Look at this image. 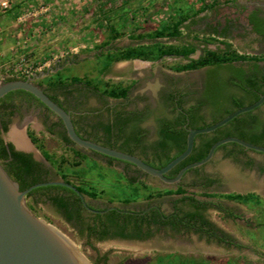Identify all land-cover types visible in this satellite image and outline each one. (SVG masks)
I'll return each instance as SVG.
<instances>
[{"label":"rangeland","instance_id":"1","mask_svg":"<svg viewBox=\"0 0 264 264\" xmlns=\"http://www.w3.org/2000/svg\"><path fill=\"white\" fill-rule=\"evenodd\" d=\"M212 1L204 2L209 5ZM9 2L10 11H15L11 22L15 33L9 34L0 30V61L10 63L21 55L31 56L37 67L34 73L49 70L47 75L34 81L43 87L51 81L70 83L73 78H78L80 83L73 84L66 90H60L58 94L63 97L68 96L70 99L74 98L82 110L99 109L107 101L110 104L124 101L123 98L112 97L103 100L99 92L106 89L118 90L124 87L130 89L136 84L149 85L156 80L176 84L178 87L193 83L202 70L200 68L176 70L178 65L187 62L179 56L164 55L160 59L149 60L140 58L116 60L114 57L127 47L144 51H165L169 47L193 44L196 50L189 55L191 59L202 56L204 47L209 50L224 49L226 44L234 47V43L229 39L213 38L201 33L203 25L211 24L214 20L228 21L233 17L238 19L239 15H243L251 8L250 5L246 6L244 0H214V7L198 15L202 18L200 21L190 25L189 28H180L182 35L179 38H154L152 34L155 29L170 27L179 14L192 13L201 5L200 1L9 0ZM110 27L116 31L113 40L109 39ZM90 86H95L98 92ZM99 118L107 120L109 115L103 113ZM85 120L94 121V117H85ZM79 121L80 119L76 118L78 124ZM51 141L44 135L40 142L34 140L36 144L34 147L37 151L46 152L52 160H56L59 163V170L67 174V180L71 184L88 183L92 190L97 192L103 190L107 194L129 191L127 179L121 175L119 165L107 166L103 159H94L92 152L78 149L85 158L94 159L102 168L97 167L91 160L79 159L59 142L53 140L51 143ZM221 152L222 150L218 151L217 156L221 155ZM249 158L257 163L262 161L258 154L248 152L246 157L238 158L242 160L241 162L229 159L222 162L224 167L235 170V175L241 172L242 175L239 174V177L231 181L243 182L244 187H247L250 179L259 180L256 172L246 170L244 163L245 159ZM54 170L59 176L56 167ZM201 171L213 172L214 169L211 165H205ZM181 184L187 195H192L201 201L218 203L240 215L236 219L228 217L225 212L214 206L206 212V218L239 242L240 248L207 242L193 234L165 238L161 231H155L152 237L142 241H125L116 238L96 241L94 238L87 239L86 233L80 232L78 224L66 221L50 202L41 197L40 193L26 197L25 203L35 216L70 240L88 264H159L160 258L173 253L196 259L227 257L241 259L243 256L247 261L261 262L264 258V195L262 193L258 204L247 200H227L219 196L221 194L218 192L224 191L219 184L204 188L191 173L184 177ZM132 186L141 194L137 200H134L136 203L133 205L138 204L140 207L157 203L169 211L172 204L180 198V194L154 196L151 199L142 198L149 191L156 193L176 188L175 184H165L157 179L136 181ZM245 189L235 190L244 195ZM248 189L252 192L259 191L256 184L254 188L248 187ZM204 192L215 193L218 196L208 197ZM105 193L98 195L94 203L118 202ZM87 200L91 201L88 198ZM177 206L183 205L178 203ZM185 207L187 208V206L183 208Z\"/></svg>","mask_w":264,"mask_h":264},{"label":"flooded vegetation","instance_id":"2","mask_svg":"<svg viewBox=\"0 0 264 264\" xmlns=\"http://www.w3.org/2000/svg\"><path fill=\"white\" fill-rule=\"evenodd\" d=\"M246 2V6L250 5L251 8L248 9L243 15H239L238 19L235 17L229 19L228 21H212V25L216 26L218 32L222 30L225 26L229 25V32L227 34V39L231 40L234 43V49L238 51V53L242 55H249V56H264V1H248ZM254 25L262 26L263 34H257L254 31ZM208 27L207 24L203 25L202 29H206ZM222 38V37H217ZM240 51H239V50ZM244 67H247L250 63L246 61H240ZM259 68L262 69V76H264V61H257ZM238 64V63H237ZM202 71L200 75L197 76V79L186 86L178 87L176 84L168 83L165 81H153L149 85H135V87H131L126 97L123 98L124 101L116 102L114 104L108 103V101L99 109H85L82 110L80 106L77 105V102L74 98H69L68 96L63 97L62 95L58 94L59 89L50 90L47 86L41 87L45 94L49 97L56 98L59 106H61L64 110L70 113L71 120L76 132L83 138L95 141L99 144H107L108 146L122 151H132L133 155L137 156L144 162H152L156 157H158V150L153 148V145L158 141V127L159 123L166 122L171 125L179 127V122L181 119V115L186 114L185 110L189 109L190 106H195L196 108L191 112V119L197 121L194 125L196 128H200L204 124L210 122L212 117V112L208 109L206 103L200 104L205 101V92L208 88L207 84L211 77L208 76L207 71L209 67H202L200 68ZM248 76V75H247ZM246 77V76H245ZM260 75H257L258 78V85L256 88H250L251 94L247 93L245 90L240 88L239 86L233 85L231 83V79L235 78L230 75L220 76V81L226 82L229 85L230 94L228 97H236L239 99H246L248 96H258L260 97L261 94L264 93V79L260 78ZM20 79V78H15ZM14 79H5L1 81V83L10 81ZM0 83V84H1ZM35 83V82H34ZM39 85V84H37ZM103 97V100H108L109 97L100 95ZM171 97V98H170ZM50 98V97H49ZM257 98V99H258ZM256 99V100H257ZM254 100L253 102H255ZM180 102V106H178ZM244 106L252 104L253 102L247 104V101H244ZM177 106V107H176ZM176 107V109H175ZM114 112L120 113L119 117L121 120L124 121L122 123V133L124 136H135L137 134L140 135V139L138 142L135 140H130L127 143L123 144V139L116 140L113 135H110L108 140L102 138V131L99 124H107L112 125L116 119L114 116ZM103 113H107L109 118L106 120L100 119L99 116ZM245 112L239 116H237V120L234 123V127L249 130L252 128L253 125H258V132L264 129V102L258 106L257 108L249 111V114ZM245 116V117H244ZM85 117H94V121H86ZM76 118H79V124L76 122ZM187 119V118H186ZM231 124V123H230ZM230 124H226L222 126V128L230 127ZM181 127L189 130L193 129L188 125L186 120L185 123L181 124ZM13 130H19L18 132H24L25 139L28 143L33 145V149H18L15 144L14 140L11 137V133ZM48 136L50 140H55L57 143L59 142L61 146L66 148H74V149H81L74 145L72 142H66L65 137H67L66 132L64 130L63 124L61 120L53 114L50 110H48L44 105H42L36 98L31 97L27 94H23L18 92L17 90L8 92L3 97L0 98V139L2 140L5 148L8 150V144H11L14 151L22 152L31 156L32 160L37 162L38 164V171L40 172L41 178L46 180L44 182H52V181H61V176L56 174V171L52 167L50 161H48L44 155H42V151L40 152L35 149L36 146L34 142V138L37 141H41L42 136ZM207 136L204 138H195V147L197 148L199 144L206 141L207 138H210L213 135V132L207 133ZM68 138V137H67ZM69 139V138H68ZM51 141V143H52ZM26 142V141H25ZM29 145V144H28ZM31 146V145H30ZM262 146V145H259ZM264 147V146H263ZM231 146L226 148H217L213 157L208 161L206 164L190 169L184 173L181 180L177 185H182L181 182L185 176L188 174H192L195 176V179L199 181L200 185L204 188H208L212 185L219 184L221 189L224 191H220V194H230V193H237L235 189H245V194L247 193H255L256 195L261 197V194L264 195V154L259 152H254L244 148V152H238L235 150L233 153H229L228 150ZM84 150V149H82ZM221 155L217 156L218 151H221ZM90 151V150H88ZM40 152V153H39ZM94 155L92 156L94 159H103L104 163H107V166H118L120 168L121 175L124 178H134L136 181H143L146 179H157L151 177L144 172L140 171L139 169L135 168L133 165L121 162L101 154H96V152L90 151ZM248 152H253L259 155L261 158V162L257 163L253 159H245V166L246 170L256 172L257 176L259 177L258 181H253L250 179V183L248 181L247 187H244L243 182L231 181L235 177H239L238 175H242L241 172L236 173L233 169H228L227 167L223 166V161L225 159H229L232 161H239L242 160L238 159L241 157H246ZM2 164V163H1ZM148 164V163H147ZM205 165L213 166L214 171L210 172H202L201 168ZM3 166V165H2ZM178 173V172H177ZM176 173V174H177ZM175 174V175H176ZM173 175V177L175 176ZM245 176V175H244ZM247 178H249L247 176ZM260 178L262 181H260ZM158 180V179H157ZM252 180V181H251ZM160 181V180H159ZM257 182V183H256ZM65 183H68L75 188L80 186L79 184H71L69 180ZM221 183V184H220ZM253 183V184H252ZM257 185L259 191H250L248 187H255ZM50 186V185H46ZM62 186V185H58ZM65 187V186H64ZM67 188V187H66ZM69 189V188H68ZM235 190V191H234ZM52 193H56L55 190H51ZM62 193L66 195V192L62 190L58 191V193ZM211 193V192H206ZM212 194V193H211ZM215 194V193H213ZM239 194V193H238ZM243 194V193H240ZM77 196L79 197L80 202H82L83 207L85 208L86 212H81L82 216H93L95 214H105L110 211H117L118 214L122 215H130V216H137L141 217L143 215L150 216L154 213L152 210L154 209L158 214L161 216H170L175 214L177 211L178 206L172 204L169 211H166L161 205L157 203H150L147 206H138V204L133 205L136 203L129 202V203H122L118 202H104L103 204L94 203L97 197L91 198L86 195L78 193ZM31 197V196H26ZM45 200L50 202L47 198V195H41ZM87 197L89 200L88 201ZM36 199V198H35ZM51 203V202H50ZM52 204V203H51ZM32 205V204H31ZM53 205V204H52ZM55 208V207H54ZM211 209V207L204 208L200 210V214L206 218V212ZM236 214V213H234ZM238 215V214H237ZM152 217V216H150ZM215 228L219 231L224 232L227 234L223 229L218 227L215 223H213L210 219H208ZM69 222L78 224L77 221L71 220ZM132 223H135V220H132ZM141 234L146 232V227H142L140 229ZM150 236H143V237H120L115 236L113 234V229L110 230L109 235L104 238H116L119 240L125 241H142L145 239H149L152 237L155 231H161L165 238L173 237L180 235L174 229L171 228L170 225L158 226L154 223L149 225ZM131 232L130 230H125L123 233L126 235L127 233ZM188 234H193L203 240L206 241L205 237H200L195 232H189ZM229 235V234H228ZM232 237L231 235H229ZM233 238V237H232ZM102 239V240H104ZM96 240V241H102ZM209 242H214L218 244V241L210 240Z\"/></svg>","mask_w":264,"mask_h":264},{"label":"trees","instance_id":"3","mask_svg":"<svg viewBox=\"0 0 264 264\" xmlns=\"http://www.w3.org/2000/svg\"><path fill=\"white\" fill-rule=\"evenodd\" d=\"M201 5L197 7L192 13L182 12L179 14L174 21V23L170 27H162L160 29H155L152 36L154 38L160 37H174L179 38L182 35V31L180 28H189L190 25L197 23L202 18L198 17V15L206 10L215 6L214 0L212 3L205 4V0H199ZM181 11V10H180ZM254 31L257 34H263L262 26L254 25ZM229 32V25L222 28L220 32L216 26L212 24H208L206 29H202L201 33L209 35L210 37L217 38L222 37L227 39V34ZM114 33H116L113 27H110V38L111 40L114 39ZM214 40V39H213ZM224 49L219 50H209L204 47L202 50L204 54L199 56L196 59L189 58V55L192 54L196 50V46L193 44H183L177 47H169L167 50H148L144 51L139 48L135 47H127L114 57L116 60H128L133 58H140L144 60L149 59H160L164 55L170 56H179L182 59H186L187 62L184 64H180L176 67L178 71L184 70H195L202 67H209L207 74L211 79L207 84L208 88L205 92V101L200 103H206L208 109L213 113L211 120L209 123L204 124L201 127L209 126L218 120L222 119L224 116L228 115L232 111L244 106V101L249 104L256 100L258 96H248L246 99H239L236 97H228L230 94L229 85L226 84L224 81H220V76L230 75L235 77L231 79V83L233 85L239 86L246 92L248 91L251 94L250 88H256L258 85V78L257 75H260L261 79H264L262 76V69L259 68L257 61H264V56H249V55H242L238 53L236 49H234L230 44L224 45ZM246 61L250 63L247 67L242 65V62ZM238 63V64H237ZM248 75V76H247ZM246 76V77H245ZM80 83L78 78H73L70 83H65L63 81H51L48 83L47 87L50 90L59 89V90H66L71 87L73 84ZM93 90L96 91L95 86H91ZM257 89V88H256ZM129 90V87H124L120 89L111 88L106 89L101 92V95L112 97V98H125L126 94ZM20 93L27 94L33 97L28 92L17 90ZM247 92V93H248ZM248 93V94H249ZM54 102L58 105V101L56 98L49 96ZM171 98V97H170ZM180 106V102L178 104ZM177 107V106H176ZM175 107V109H176ZM195 106H190L189 109L185 110L186 114L181 115V119L179 122V127L171 125L169 123L161 122L159 123L158 127V141L153 145L155 150H158V157H156L152 162H146L149 165L161 168L170 162L173 158L179 155L186 146V129L181 127V124L185 123L186 120L188 125L191 128H196L194 125L197 121L191 119V112L195 109ZM116 116L118 121H115L112 125L107 124H99L98 126L101 127L102 131V138L106 141L113 135L116 140L123 139V144L127 143L130 140H135L136 142L139 141L140 135L137 134L135 136H124L122 133V123L123 120L120 119V113H113ZM246 114H249L246 113ZM245 117V116H244ZM187 118V119H186ZM238 118L235 117L232 119L228 124L230 127L227 128H218L213 131V135L210 138H207L206 141L202 142L192 149V152L186 157L183 161H181L178 165H176L171 171H169L166 176L173 177L182 167L185 165L198 161L205 157L207 154L210 146L222 139L224 137L234 136L238 137L244 141L255 145H262L264 146V129L258 132V125L255 124L249 130H243L237 127H234V123ZM207 136L206 134H199L195 138H204ZM36 140V138H34ZM65 141L71 143V141L65 137ZM94 141V140H93ZM96 141V140H95ZM94 141V142H95ZM104 146L110 147L107 144ZM231 146L228 152L231 154L235 150L238 152H244V148L236 143H226L221 145L219 148H226ZM112 148V147H110ZM75 156L79 157V159L91 160L94 165L97 167L99 164L94 159H87L85 158L84 154L81 153L78 149L68 148ZM122 151V150H121ZM125 152V151H123ZM126 153L132 154V151H127ZM97 154V153H96ZM44 157L50 161L53 168L56 167V170L60 173L62 180L67 182V174L59 170V163L56 160H52L51 157L46 153L43 152ZM63 159V157H61ZM0 162L2 163L6 172L18 183L20 190L26 189L33 184L41 183L46 180L41 178L40 172L38 171V164L34 160H32L31 156L22 152L14 151L11 144H8V150L5 148L2 140L0 139ZM129 164V163H128ZM58 166V169H57ZM102 168V167H101ZM129 191L113 194H107L103 190L94 191L92 187L87 183H82L80 186L76 187L78 193L86 195L88 197L94 198L98 197L101 194L110 195L112 200H117L122 203H129L131 201L137 200L141 195L138 192V189L133 187L132 185L135 183L134 178H127ZM143 183V182H142ZM51 190H55L56 193H52ZM62 190L66 192V195H63L61 192L58 191ZM40 193L41 195H47V198L53 204L55 209L64 217L66 221L75 220L77 221L78 225L80 226L81 233L85 232L87 239L94 238L95 240H102L109 235L110 230L113 229V234L115 236L120 237H143V236H150L149 225L154 223L161 228V226L170 225L172 229H174L179 234H188L189 232H195L200 237H205L206 241L209 242L210 240L218 241L219 243H223L225 246L236 247L240 248L241 244L237 242L234 238L230 237L228 234H225L222 231H219L215 226L209 222L208 219H204V217L200 214V210L204 208H208L214 206L218 208L220 211L225 212L228 217L232 218H239L240 215L234 214L230 209L226 207L215 204L210 201H201L196 199L192 195H187L185 189L182 185H177L174 190L166 189L162 191H157L156 193L148 192L142 198L151 199L152 197H161L163 195H171V194H180V198L176 200L175 205L177 206L178 203H181L183 206H178L177 211L175 214L170 216H161L158 214L154 209L150 216L143 215L141 217L137 216H130V215H122L118 214L117 211L113 210L103 215L95 214L93 216H82L83 212H86L85 208L80 202L79 197L77 196L78 193L75 191L68 189L64 186L58 185H50V186H41L37 188H33L26 196H32L34 194ZM204 195L208 197L218 196L216 194H209L204 192ZM222 198L227 200H247L251 203H259V196L254 193H247V194H238V193H230V194H221L219 195ZM187 206V208H183ZM82 212V213H81ZM135 220V223H132V220ZM146 227V232L141 234L140 229L142 227ZM125 230L131 231L126 235L123 233ZM242 259V260H241ZM236 258H221V259H213V258H194V257H184L182 255L173 253L167 254L165 257L160 258L159 264H264V258L256 262L247 261L242 256ZM244 259V260H243Z\"/></svg>","mask_w":264,"mask_h":264},{"label":"water","instance_id":"4","mask_svg":"<svg viewBox=\"0 0 264 264\" xmlns=\"http://www.w3.org/2000/svg\"><path fill=\"white\" fill-rule=\"evenodd\" d=\"M48 71L32 73L26 79H14L1 83L0 98L15 90L28 92L61 120L67 137L74 145L129 163L165 184L176 185L179 183L186 171L206 164L213 157L216 149L226 143H236L245 149L264 154L263 146L249 143L234 136L224 137L210 146L205 157L185 165L174 177L166 176L169 171L189 156L197 135L213 132L235 117L257 108L264 102V93L252 104L232 111L209 126L189 129L186 135L185 149L163 167L156 168L135 155L81 137L73 126L70 113L50 99L43 89L34 83L36 79L47 75ZM29 148L34 150L30 143ZM46 185H62L78 193L74 186L61 181L36 183L20 190L18 183L6 172L0 162V264H88L70 240L35 216L26 205V195L33 188Z\"/></svg>","mask_w":264,"mask_h":264},{"label":"built area","instance_id":"5","mask_svg":"<svg viewBox=\"0 0 264 264\" xmlns=\"http://www.w3.org/2000/svg\"><path fill=\"white\" fill-rule=\"evenodd\" d=\"M10 8L11 4L9 0H0V13H5L9 11ZM36 69L37 67L31 56L21 55V57L13 59L10 63L0 61V83L5 79H26L32 75Z\"/></svg>","mask_w":264,"mask_h":264},{"label":"crops","instance_id":"6","mask_svg":"<svg viewBox=\"0 0 264 264\" xmlns=\"http://www.w3.org/2000/svg\"><path fill=\"white\" fill-rule=\"evenodd\" d=\"M14 14H15L14 10H11V11L9 10L5 13H0V30H1V32L9 33V34H11L12 32L15 33V31L13 29L14 25H13V23H11L13 21L12 18L14 16ZM39 86H41V85H39ZM41 87H43V86H41ZM96 92H98V91H96ZM99 94L101 95V92H99ZM106 97H108V96H106ZM13 131H15V130H13ZM20 134H21L22 139H25V136H24L25 134H24L23 130H22V132H20ZM25 141H26L27 147L29 148V145H28L29 143L27 142V140H25ZM14 144H15V142H14ZM15 146L17 147L16 144H15ZM28 148H21V149H28Z\"/></svg>","mask_w":264,"mask_h":264},{"label":"bare ground","instance_id":"7","mask_svg":"<svg viewBox=\"0 0 264 264\" xmlns=\"http://www.w3.org/2000/svg\"><path fill=\"white\" fill-rule=\"evenodd\" d=\"M11 137L13 138L17 147L28 148L26 142L22 139L21 134L18 132V130L12 131Z\"/></svg>","mask_w":264,"mask_h":264}]
</instances>
